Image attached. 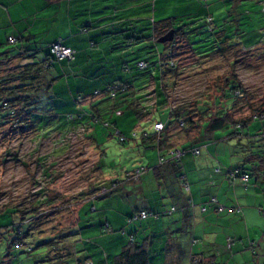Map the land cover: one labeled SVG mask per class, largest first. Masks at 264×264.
<instances>
[{
  "label": "crops",
  "instance_id": "1",
  "mask_svg": "<svg viewBox=\"0 0 264 264\" xmlns=\"http://www.w3.org/2000/svg\"><path fill=\"white\" fill-rule=\"evenodd\" d=\"M151 2L0 0V41L5 42L8 37H22L26 39V46L43 51L37 58H41L56 42L73 49L76 52L74 59L56 62L50 76H53L52 71L57 72V79L62 80L59 88L71 104V98L76 95L87 97L96 94L94 99L80 104L84 106L80 107L79 113L82 110L88 113L87 106L94 104L98 105L96 112L102 116L107 110L110 111L108 104L111 101L98 93L113 83L129 81V63L133 61L130 53L135 55L136 51H146L145 42L150 44L153 41L152 23L155 20L142 13ZM188 6L181 5L175 10L176 14L160 20L184 18ZM146 22L151 24L147 36L137 38L136 35H142V30L137 28H142V23ZM151 48L149 46L148 51ZM124 49L127 52L120 54V50ZM158 53L162 51L154 48L152 55L155 59L150 62L156 60ZM117 65L124 72L122 80L117 77L119 70L111 69ZM107 73L111 77L106 79L104 76ZM90 77H94L93 80ZM102 80L105 85L100 88L101 84H98L100 90L94 88L95 81ZM89 81L93 84H89ZM135 81L131 77L133 86L136 87L138 83L140 88L133 95L120 100L131 102L137 112L144 108V103L157 108L155 102H161V98L158 97L159 93L154 92L155 89L157 91L156 84L151 80ZM161 106L169 110L173 108L168 103ZM141 119L150 120L148 127L141 129L143 123L134 125L130 135H124L116 123H109V127L114 129V136L117 137L116 132L121 133L127 142L134 139L136 146L139 142L137 129L141 131V140L151 152L146 153V166L134 167V171L124 172L121 176H104L109 183L120 181L117 186L122 188L118 197L122 196L129 208L125 217L115 214V217L109 218V223L106 222L108 229L112 230L115 226L116 230H121L125 224L145 223L143 235L136 233L134 236L144 238L142 241L149 255L148 264H194V260H198L199 264H264V178L250 176L245 183L241 180L239 169L243 165L249 167L244 163V157L251 150L245 146V140L225 137L193 141L184 138L180 130L183 126L174 122V118L171 121L163 118L154 120L153 116L144 112ZM156 123H162L164 127L159 133L154 129ZM158 138L164 142L162 150L157 149L154 143ZM235 146L243 155L234 162L238 150ZM178 151L182 154L175 158L172 153ZM195 151L199 153L195 154ZM98 163L104 164L100 153ZM139 169L143 170L142 177L126 178V174L132 175ZM140 212H146L149 216L143 220H130L131 215ZM109 238L118 245L115 251L113 245L108 244V253H104L106 264H113L114 258L126 246L125 237L117 235Z\"/></svg>",
  "mask_w": 264,
  "mask_h": 264
},
{
  "label": "rangeland",
  "instance_id": "2",
  "mask_svg": "<svg viewBox=\"0 0 264 264\" xmlns=\"http://www.w3.org/2000/svg\"><path fill=\"white\" fill-rule=\"evenodd\" d=\"M187 4L189 6L185 9L186 16L178 22L179 27L175 29L181 28L186 34L185 39L178 32L176 41V52L181 54L178 75L165 78V82L169 84L166 93L170 107L175 109L183 105H193L194 101L207 91V86H210L208 92H211L214 83L230 70L259 103V98H264L263 47L243 49L241 46H235L227 49L222 58L214 55L207 62L198 63L188 42L190 41L194 48L211 52L215 47L211 30L223 25L229 41L236 40L246 45L260 42L264 30V12L261 5L254 0H157L156 3L152 0L145 13H142L147 18H152L151 20L159 21L176 14L177 8ZM208 18L212 19V26L205 24ZM142 25V28H137L142 30V35H136L137 38L147 36L151 24L146 22ZM145 43L146 51H136L135 55H129L130 59H133L129 63V79L138 74L140 77H147L146 72L141 74L135 66L144 59L149 63L154 60V48H159L162 52L164 50L163 44L158 41ZM149 46L152 48L148 51ZM126 52L125 49L120 50V54ZM117 54L120 55L118 52ZM111 69L119 70L117 77L123 79L124 72L121 71L120 65L112 66ZM3 72L0 71V75ZM52 75L54 78L58 76L55 71H52ZM109 77L111 76L108 73L104 76L106 79ZM61 81L56 79L53 83L52 108L58 110L56 113L61 119L65 120L66 116L72 114L75 120L84 104L69 103L59 88ZM95 82L94 88H98V84H101L100 88L105 85L103 80ZM88 83L93 84L92 81ZM138 88L140 87L136 89ZM115 102V106H112V101L108 104L110 111L105 110L106 113L102 114L99 121H90L89 124L85 121L86 124L83 123L82 126H68L61 133L50 125V128H45V135L42 136V132L35 128L26 126L23 130L15 131L12 126L0 124V212L6 206L21 210L30 204L39 203L42 205L40 211L44 217H41L37 228L44 234L34 233L26 237L21 247L12 246V234L0 241V264H106L104 253H108V244H112L115 251L118 250L117 242L109 237H125V245L135 240H141L140 244L142 243L144 238L134 236L136 233L143 235L145 223L140 225L142 222H132L131 226L125 224L121 230H116L114 226V229L109 228L110 231L106 232L109 218L115 217V214L125 217L129 208L124 198L118 197L122 187L112 188L104 176H121L124 172H132L136 168L146 166V153L150 154L151 149L145 147L141 140V131L138 129L137 146L134 145V139L120 144L114 136L112 126H105V123H116L124 135H130L134 125L143 123L141 129L148 127L150 120L141 119L144 112L153 116L154 120L163 118L171 121L172 118L170 110L162 106L152 108L144 103V108L137 112L127 100L122 102L116 99ZM256 125L257 123L252 124L251 127ZM226 135L227 131H219L215 137L225 138ZM240 152V149L236 150L234 162L242 158L243 153ZM99 153L104 164L98 163ZM142 182L143 178L140 179V183ZM102 188L108 192L100 198L99 190ZM11 220V215L1 214L0 226H8ZM27 229L28 227H24V232ZM74 234L75 236H72ZM26 249L32 251L26 253ZM68 251L69 256L60 255L64 252L67 254ZM110 260L112 262V259Z\"/></svg>",
  "mask_w": 264,
  "mask_h": 264
},
{
  "label": "trees",
  "instance_id": "3",
  "mask_svg": "<svg viewBox=\"0 0 264 264\" xmlns=\"http://www.w3.org/2000/svg\"><path fill=\"white\" fill-rule=\"evenodd\" d=\"M254 1L261 5V9L264 12V0ZM181 21L182 18L153 21L152 38L154 42H157L171 30L174 32L173 40L172 42L163 44L164 50L155 56V61L149 63L144 60L137 63V65L139 63L146 64L144 69H139L138 66H135V69L141 72V74L146 72L148 76L143 77L145 76L143 75L140 77L138 74L132 77V81L135 79V82H138L142 80L141 78H144L146 82L148 80L153 81L157 86V91L155 89L154 92L159 93L158 97L161 98V102H155L157 106L166 103L169 105V97L166 93V87L169 84H167V81L165 82V78L167 77L168 79V77L172 78V76L176 77L178 75L179 58L181 56V54L176 52L178 32L186 39L185 31H182L181 28L175 30L176 27H179L177 26L178 22ZM212 22V19L208 18L205 24L212 26ZM224 28L225 26L223 25L214 27L211 30L215 45L211 52H205L201 48H194L193 44L190 41L188 42L191 51L198 59V63L207 62L214 55L222 58L227 49L235 46H241L243 49L255 46L264 48V30L260 42L246 45L236 40L229 41L230 39L225 36ZM8 38L5 42L0 41V71H4L0 75L1 125L12 126L15 131L23 130L26 126L35 128L41 131L42 136H44V130L49 125L61 133L68 126H82L85 121L89 124L90 121L96 122L102 118L96 112L98 105L94 106V104H90L86 108L88 113L82 110V112L76 115L75 120L72 114L66 116L65 120L61 119L59 114L56 113V109L52 108L51 105L53 99L52 86L57 78L50 76V71L56 62H61L56 60L50 52L52 45L55 43L51 45L49 51L44 52L41 58H37V55L43 51L34 50L30 46H26V39L13 37L15 43L10 44ZM137 87L140 86L134 87L130 79L129 81L113 83L98 94H104L106 98L108 97V100L112 101V106H114L116 105V99H126L129 94L133 95L134 91H137ZM209 87L207 86V91L201 94L198 100L194 101L195 105H183L175 109L172 108L170 110V117L174 118V122H178V124L181 122L183 124L180 130L186 139L212 141L216 139L215 134L217 132L227 131V139L245 140V146L247 145L248 149H251L247 151L244 157V163L249 165V168H245L246 166L243 165L239 169L240 174L248 175V177L264 178V98H259L260 102L258 103L231 70L227 72V75L214 83V88H211L212 93L208 92ZM95 95L91 94L87 97L76 95L73 98V102L80 105L87 99H94ZM255 123L257 125L251 127ZM105 126L110 125L106 122ZM156 132L159 133L160 131ZM116 135L120 144L127 142L126 137H123L124 140H121V133ZM154 143L157 145V149L162 150L161 147L164 143L162 140L158 138ZM255 144L256 146L253 147ZM99 169L101 170L100 165ZM119 183L120 181L114 180L109 184L112 185V188H116ZM107 192V189H100V198ZM41 206L39 203L35 205L30 204L21 210L11 206L4 207L0 215L3 213L9 214L12 220L8 223V226H0V241L7 239L12 234L11 244L13 247L19 248L26 237L34 233L43 235L44 233L37 230L40 225L39 223L44 218L42 216L43 213L40 211ZM24 227H28L26 232L23 230ZM106 230L109 229L106 228ZM72 236H75V234ZM30 251L32 250L26 249V253H30ZM64 254L65 252L60 253L64 257L66 255L69 256V251L67 254ZM148 260L149 255L144 242L142 241L140 244L134 241L123 247L121 253L114 258L113 264H148Z\"/></svg>",
  "mask_w": 264,
  "mask_h": 264
},
{
  "label": "built area",
  "instance_id": "4",
  "mask_svg": "<svg viewBox=\"0 0 264 264\" xmlns=\"http://www.w3.org/2000/svg\"><path fill=\"white\" fill-rule=\"evenodd\" d=\"M8 42L10 44H14L15 43V39L13 37H9L8 38ZM51 55L54 56V58L58 61H71L74 58L75 52L67 47L62 46L60 43H55L54 45H52L51 49H50ZM139 69H144L146 67V64L144 63H139L138 65ZM180 126H183V124L180 122ZM154 129L156 131H162L163 130V124L162 123H156L154 125ZM116 134H118L116 132ZM121 140H124L123 137H121ZM195 154H198V151L194 152ZM173 156L175 158H179L181 156V152H174L172 153ZM143 170L139 169L138 171H136L135 173H133L132 175H127V177L129 179H138L140 177V175L142 174ZM248 175H242L241 176V180L245 183L248 181ZM149 215L146 212H140L137 215H135L132 219L130 220H137V219H146ZM194 264H199L198 260H194Z\"/></svg>",
  "mask_w": 264,
  "mask_h": 264
},
{
  "label": "water",
  "instance_id": "5",
  "mask_svg": "<svg viewBox=\"0 0 264 264\" xmlns=\"http://www.w3.org/2000/svg\"><path fill=\"white\" fill-rule=\"evenodd\" d=\"M173 36H174V32L171 30V31H169L168 33H166L163 37H161V38L158 40V43H160V44H165V43L172 42V40H173Z\"/></svg>",
  "mask_w": 264,
  "mask_h": 264
}]
</instances>
